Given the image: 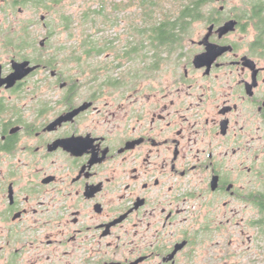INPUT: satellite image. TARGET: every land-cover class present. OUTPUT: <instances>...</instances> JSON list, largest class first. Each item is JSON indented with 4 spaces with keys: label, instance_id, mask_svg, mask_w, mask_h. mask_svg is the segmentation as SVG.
Wrapping results in <instances>:
<instances>
[{
    "label": "flooded vegetation",
    "instance_id": "flooded-vegetation-1",
    "mask_svg": "<svg viewBox=\"0 0 264 264\" xmlns=\"http://www.w3.org/2000/svg\"><path fill=\"white\" fill-rule=\"evenodd\" d=\"M58 2L0 0L1 264L233 263L224 234L262 213L264 0L45 54L29 30Z\"/></svg>",
    "mask_w": 264,
    "mask_h": 264
},
{
    "label": "rangeland",
    "instance_id": "rangeland-1",
    "mask_svg": "<svg viewBox=\"0 0 264 264\" xmlns=\"http://www.w3.org/2000/svg\"><path fill=\"white\" fill-rule=\"evenodd\" d=\"M140 1L59 0L58 3L48 4L52 6L50 10L44 9L47 14L44 20L45 26L38 22L39 25L32 27L29 31L30 33H36L38 36H46L49 32L52 33L50 39L46 42L45 54H51L58 45H63L66 48H71L72 45L78 46L77 44H80L81 40L97 33L104 34L107 38H120V41L112 38V41H116L114 50L120 51V45L129 40L127 37L133 35V40H137L140 34H147L135 31L137 24L146 25L141 17ZM159 2L161 3L159 6L153 7L152 20L157 15L158 19L161 20L165 13L171 16L176 13V11L175 13L173 11L178 6L174 4V1L157 0V3ZM239 3H241V0H229L227 4L228 11L233 7H237ZM239 10L241 9L239 8ZM68 19L70 24L67 21ZM66 23L69 25H66ZM262 23L264 26V22ZM70 33L73 36L66 40ZM111 75L116 78V75L119 74L113 71ZM259 216L253 215L250 218H243L244 221L251 220L252 222L251 226L249 223L245 226L244 234H240V227H232L231 232H228L229 234H224L225 237L233 239V245L230 248L236 250L235 257L230 258V261L233 262L231 264H264V234L259 231V227L255 222L256 220L259 221ZM240 220V218L235 219V221ZM224 236H216L215 234L209 242L220 239V242L223 243L226 241ZM247 236L250 237V240L247 239Z\"/></svg>",
    "mask_w": 264,
    "mask_h": 264
},
{
    "label": "trees",
    "instance_id": "trees-1",
    "mask_svg": "<svg viewBox=\"0 0 264 264\" xmlns=\"http://www.w3.org/2000/svg\"><path fill=\"white\" fill-rule=\"evenodd\" d=\"M174 1V4H177V8L173 11L172 16L165 13L163 19L159 20L158 15L152 20V12L154 11L155 6H159L160 2L157 3V0H141V17L143 19L144 26L136 25L135 31L138 33H147V34H157L162 35L166 40H172L175 42L181 37L183 33H186L185 28L189 23L183 21L188 18L199 17V13L203 11V4L212 1V0H169ZM264 4H260L259 8L255 10L256 17L261 20V23L264 22ZM149 22V24H147ZM260 29H264V26L261 24ZM112 42V40H110ZM109 41V42H110ZM83 45L86 48L90 44L86 39L83 40ZM105 48V47H104ZM103 47L99 48L101 50ZM262 198L259 200V205L261 207L262 213L259 222V229L262 234H264V192L261 194Z\"/></svg>",
    "mask_w": 264,
    "mask_h": 264
},
{
    "label": "water",
    "instance_id": "water-1",
    "mask_svg": "<svg viewBox=\"0 0 264 264\" xmlns=\"http://www.w3.org/2000/svg\"><path fill=\"white\" fill-rule=\"evenodd\" d=\"M234 24H235L234 20L227 21L226 23H224L222 26H220L218 28V31L220 32V34H224V33L228 32V31H231L234 28ZM223 49L224 48H221V50H223ZM206 54H203V55L206 56ZM201 56L202 55H199L196 58H200ZM26 63L27 62L21 63V64H16L15 71L5 80L8 81L9 83H11L15 79L21 78L25 74V72L22 69H23L24 65H26ZM30 69L31 68H29L28 70H30Z\"/></svg>",
    "mask_w": 264,
    "mask_h": 264
}]
</instances>
